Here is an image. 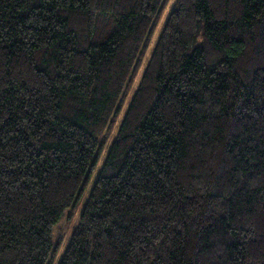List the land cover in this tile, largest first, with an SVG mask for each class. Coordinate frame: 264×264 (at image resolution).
Segmentation results:
<instances>
[{
  "label": "trees",
  "instance_id": "trees-1",
  "mask_svg": "<svg viewBox=\"0 0 264 264\" xmlns=\"http://www.w3.org/2000/svg\"><path fill=\"white\" fill-rule=\"evenodd\" d=\"M168 1L0 0V264H264V0H175L139 76Z\"/></svg>",
  "mask_w": 264,
  "mask_h": 264
},
{
  "label": "rangeland",
  "instance_id": "rangeland-1",
  "mask_svg": "<svg viewBox=\"0 0 264 264\" xmlns=\"http://www.w3.org/2000/svg\"><path fill=\"white\" fill-rule=\"evenodd\" d=\"M175 0H169L166 7L164 8V11H163V14L161 16V19L159 20V22L157 23V26H156V29H155V32L154 34L152 35V38H151V41L149 43V46L147 48V51L145 52V56L142 60V63H141V68L139 70V76L142 72V70L144 69L146 63H147V60L150 56V53L157 41V38L159 36V33L161 31V28L163 26V23L164 21L166 20L168 14L170 13L171 9L173 8V3H174ZM139 76L138 78L136 79L135 81V85L138 83V79H139ZM135 85L132 87V90L134 89ZM129 98H130V95L128 96L127 98V102L129 101ZM127 105V103H126ZM123 117V113L120 115V117L118 118L117 122L115 123L114 127L112 128V130L110 131V133H108L107 135V139H106V143H105V148L102 152V155H101V159L99 160L96 168L94 169L93 173H92V177H91V181L86 189V193L87 191H89L90 187H91V182L94 181L100 167H101V164H102V161L106 155V152H107V149H108V146L113 138V136L115 135L117 129H118V125H119V122L120 120L122 119ZM84 202V199L80 200L78 202V204L76 205V208L73 210V212L71 213V215H68L69 211H66V213L62 216V218L59 220V222L54 226L53 228V240L55 241L57 238H59V236L61 238H63V246L65 245V242L67 241L70 233H71V230H72V227L75 223V219H77L78 215H79V212L81 210V206ZM62 251H63V248L60 249V251L58 252V254L56 255L55 259L53 260L54 264L57 263V261L59 260L61 254H62Z\"/></svg>",
  "mask_w": 264,
  "mask_h": 264
}]
</instances>
